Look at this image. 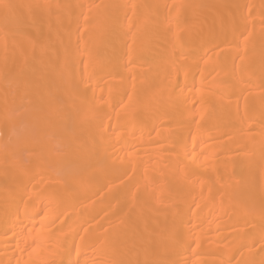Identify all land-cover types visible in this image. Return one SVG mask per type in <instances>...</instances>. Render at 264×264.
<instances>
[{
    "label": "bare ground",
    "instance_id": "6f19581e",
    "mask_svg": "<svg viewBox=\"0 0 264 264\" xmlns=\"http://www.w3.org/2000/svg\"><path fill=\"white\" fill-rule=\"evenodd\" d=\"M247 2L0 0V264H264Z\"/></svg>",
    "mask_w": 264,
    "mask_h": 264
},
{
    "label": "rangeland",
    "instance_id": "374dc122",
    "mask_svg": "<svg viewBox=\"0 0 264 264\" xmlns=\"http://www.w3.org/2000/svg\"><path fill=\"white\" fill-rule=\"evenodd\" d=\"M248 0H246V4L244 5V7L242 8V10H243V12L245 13V9L247 10V8L250 6L251 7V3H248L247 2ZM153 6V5H152ZM157 6V5H156ZM263 10V9H262ZM248 11H250V10H247V12ZM256 11L257 10H252L251 12H250V14H247L245 17V19H244V22L242 23V25H243V27L238 31V32H241L242 33V35L240 36V39H243V38H245L246 36H247V33L246 32H243V31H245L244 29H246L247 28V21H249L250 19H252V20H254L255 19V13H256ZM261 13H264V12H261ZM238 32H235V34L233 35V36H236V35H238ZM240 35V34H239ZM6 68V67H5ZM8 68L9 67H7L4 71H3V73H5V74H7L8 72H9V70H8ZM4 69V68H3ZM40 70V69H39ZM38 72L39 71H35V73H33V76H35V75H38ZM32 75V74H31ZM9 77V76H8ZM212 85H214V84H209V85H207L208 87H210V86H212ZM41 86V85H40ZM43 86L39 89V91H37V92H35V93H31V92H19L17 89H15V93H14V95L15 96H18L17 98L19 99V100H21V101H25V102H36L38 105H41L42 103H43V100H44V97H45V92H44V90H43ZM255 129H254V131L253 132H256V133H258L259 131H260V129H259V125L257 124V125H255ZM35 176V178H37V176L36 175H34ZM171 227H175V228H177L178 230H179V228H181V227H179L178 225H177V223H174V224H172V226ZM197 232H199V230L198 229H191V231L189 232V234L190 235H196L197 234ZM219 232V231H218ZM217 232V233H218ZM219 233H227V231H220ZM256 246H259V244L258 245H256ZM260 252H259V255L260 254H262V253H264V248L262 249H260L259 250Z\"/></svg>",
    "mask_w": 264,
    "mask_h": 264
}]
</instances>
